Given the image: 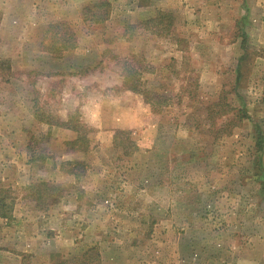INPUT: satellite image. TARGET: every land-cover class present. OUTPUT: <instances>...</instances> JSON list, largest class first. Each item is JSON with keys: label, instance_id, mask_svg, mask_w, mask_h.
I'll return each mask as SVG.
<instances>
[{"label": "rangeland", "instance_id": "obj_1", "mask_svg": "<svg viewBox=\"0 0 264 264\" xmlns=\"http://www.w3.org/2000/svg\"><path fill=\"white\" fill-rule=\"evenodd\" d=\"M0 264H264V0H0Z\"/></svg>", "mask_w": 264, "mask_h": 264}, {"label": "trees", "instance_id": "obj_2", "mask_svg": "<svg viewBox=\"0 0 264 264\" xmlns=\"http://www.w3.org/2000/svg\"><path fill=\"white\" fill-rule=\"evenodd\" d=\"M104 1H94V2H90V3H88L87 5H85V7H86V9H89V8H91V6H94V7H96L95 9H97V10H99V8H101L102 6H104ZM98 12V11H97ZM95 16H100V18L101 19H104L105 18V16H106V13H102V15H101V13H96V15ZM67 46V45H66ZM66 46L64 45L63 47H60V48H56V47H53L52 46V48H50V49H48L50 52H57L56 50H63V49H66ZM68 47H74V44H72V45H70V46H68ZM67 47V48H68ZM123 86H127V81L123 78L122 79V83H121ZM130 88L133 90V91H140L139 89H138V87H136L135 85L134 86H131L130 85ZM149 93H150V91H149ZM143 97H144V100L150 105V107H151V110L152 111H155V109H154V107H153V105H152V103H151V99H149V97L147 96V94L146 95H143ZM72 123L68 120L67 122H61L60 123V125H62V126H64V127H67V128H72V129H74V130H76L77 131V133H78V135L76 136V138H74L73 140H72V143H77V142H84L85 140H84V137L79 133V128L76 126V125H71ZM120 133V131H118L117 132V134H119ZM257 139H258V141L260 142V141H262V140H260V138H259V136L257 137ZM38 185H42V186H45L46 185V182H44V181H38ZM50 188V187H49ZM38 190H39V188H37Z\"/></svg>", "mask_w": 264, "mask_h": 264}]
</instances>
